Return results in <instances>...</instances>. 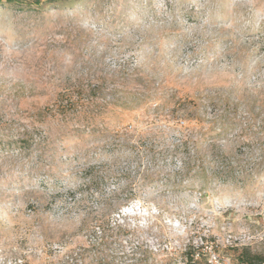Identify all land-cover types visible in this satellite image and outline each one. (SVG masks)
<instances>
[{
	"label": "rangeland",
	"instance_id": "rangeland-1",
	"mask_svg": "<svg viewBox=\"0 0 264 264\" xmlns=\"http://www.w3.org/2000/svg\"><path fill=\"white\" fill-rule=\"evenodd\" d=\"M264 264V0L0 2V264Z\"/></svg>",
	"mask_w": 264,
	"mask_h": 264
},
{
	"label": "trees",
	"instance_id": "trees-1",
	"mask_svg": "<svg viewBox=\"0 0 264 264\" xmlns=\"http://www.w3.org/2000/svg\"><path fill=\"white\" fill-rule=\"evenodd\" d=\"M1 1L2 0H0V2ZM4 1L7 4H17L21 0H4ZM30 1H31V3H33L35 5H40L41 4V0H30ZM237 260H238L239 264H262L263 263V259H262L261 256L252 255L246 250L242 251L238 255Z\"/></svg>",
	"mask_w": 264,
	"mask_h": 264
}]
</instances>
